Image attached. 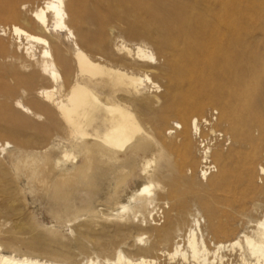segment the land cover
<instances>
[{"label":"bare ground","instance_id":"obj_1","mask_svg":"<svg viewBox=\"0 0 264 264\" xmlns=\"http://www.w3.org/2000/svg\"><path fill=\"white\" fill-rule=\"evenodd\" d=\"M185 1L85 0L104 15L95 8L85 13L83 0L0 2V18L12 20L11 25L0 22L3 36L9 31L22 45L26 42V55L34 61L22 65L16 57L0 56V197L20 200L26 207L33 197L45 201L56 222L45 226L49 238H25L0 229V264H157L162 257L168 264H264L262 189L251 192L245 213L231 208L236 218L217 234L216 201L209 198L224 177L212 178V189H204L200 198L178 173L169 152L166 135L173 137L183 129L177 121L168 128L171 119L202 114L209 101L176 102V87L163 88L153 71L182 74V88L194 99L206 92L233 94L240 89L222 73L216 79V0ZM182 4L193 12L206 8L212 13L193 18L171 10ZM132 15L128 32L153 37L157 51L120 34L118 22ZM85 23L99 29L96 37L83 29ZM52 33L56 42L50 41ZM36 45L42 49L38 59ZM7 48L2 43L0 53ZM33 66L37 71L26 74ZM41 79L51 85L37 88ZM261 87L264 90V84ZM153 93L158 94L150 97ZM140 99L145 114L152 115L150 124L143 122ZM250 99L255 102V96ZM257 100L247 108L251 121L232 120L233 100L218 105L240 147L255 142L245 135L254 124L264 131ZM211 118L191 120L198 147L206 120L215 141L216 119ZM46 140V146L29 150ZM214 145L206 143L197 153L212 161L214 151L223 175L233 155L217 153ZM255 157L247 155V169ZM259 174L264 179V166ZM166 188L175 197L172 205L166 198L160 202ZM187 190L194 193V212L186 221L188 207L179 194ZM0 214L12 211L0 207ZM81 220L73 245L55 240L63 228L73 233L72 225ZM104 223L145 232L131 234L132 247L124 242L110 252L98 239L97 247H87L86 237Z\"/></svg>","mask_w":264,"mask_h":264},{"label":"rangeland","instance_id":"obj_2","mask_svg":"<svg viewBox=\"0 0 264 264\" xmlns=\"http://www.w3.org/2000/svg\"><path fill=\"white\" fill-rule=\"evenodd\" d=\"M179 1L183 2L185 0ZM0 2H2V0H0ZM93 8H95L101 15L105 14L104 10L100 7L89 4L83 0V10H85V13ZM171 10L193 18L206 15L210 16L212 13L206 8L201 12H193L192 9L184 7L183 4L179 9L172 8ZM133 21V15L130 19L126 18L120 20L117 24L119 25L118 30L120 31V34H123L127 40L145 41L157 51L158 47L153 37H148L143 34L135 35L128 32L130 23ZM141 21H143V19ZM0 22H2L3 25H11L12 20L9 18H0ZM20 24L31 32L36 31L32 25L25 23L24 21H20ZM215 24L216 79L221 73V75L226 77L229 76V79H232V82H234L232 87H239V90L233 94H230L226 90L217 93L206 92L194 99L182 88L186 81L182 74L177 73L174 70L170 73L155 70L153 71V75L163 88H169L171 85L176 87L174 96L178 103L193 100V103L198 104L204 101H209L207 109L202 114H195V116L193 115L185 119L173 117L168 128H173L172 122L177 121L183 125V129L179 130L177 134H175L176 136L168 137L166 135V141L170 145L169 152L172 155L174 164L177 166L178 173L184 175L185 179L192 183L194 190L199 192L200 198L203 197L204 189H212V182L210 181L212 178H216L217 181V179L222 178V176L224 177L225 182L220 187L216 186V193L212 192L209 198L210 200L216 201L215 225L216 229H218V232L216 233L220 234V229L225 227L232 221V219L236 218V214L231 212V208H239V212L245 213V205L250 202L248 199L251 196V192L256 188L262 189L264 192V179H260L262 175L259 174V168L264 166V131H262L260 126L254 124L255 126L253 125L250 128V131H245V135L246 137L251 136L255 142L250 143L247 141L242 147H240L236 138L229 132L228 123L226 119L223 118L221 109L218 106L225 100H233L234 112L232 120L237 122L251 121L253 118L252 114H249L247 110L253 107L254 103L258 102L257 99H259L258 106L260 107L261 115L264 118V90H262L261 87L264 84V0H216ZM83 29L93 37H96L99 32L97 27L90 26L87 23L83 24ZM118 30L117 32H119ZM48 36L51 42H56V33H52ZM2 43L7 44L8 48L0 53L1 57H16L18 62L22 63V65L34 64L33 59H30L26 55V42H24L25 45H22L9 31L7 32V36H3V32L0 30V45ZM41 51V46L36 45V59L39 58ZM89 51L92 54L96 53V50L93 48L89 49ZM35 71H37L36 67L33 66L28 72H26V74H31ZM50 85L51 84L48 81L41 79L37 84V88ZM156 94L158 93L149 94V96L151 97ZM253 96H255V102H252L253 100L251 101L250 99V97L253 98ZM143 102L144 101L140 99L141 116L144 123L150 124L153 120L151 117L152 115L145 114V111L147 110H145ZM152 112H154V110H152ZM213 113L214 116L216 115V120L214 121L215 125L213 127L215 131L222 134V139H217L215 141L212 140L213 137L207 130L209 126L203 125L201 128L203 134L199 139V143L215 144L213 148H216L217 153H222L227 156L233 155L234 158L232 157L231 164L225 169L226 171L223 175H220L222 165L217 157L214 156L213 151L212 161L217 168V172L204 181L197 175L200 159L197 149L200 147H198V141L196 142L197 139L192 136L190 124L193 117L202 119ZM48 142L49 140H46L43 145L39 146L30 145L29 150L42 148L46 146ZM239 152H245V154L238 155ZM248 154H256V157L247 169L245 166V159ZM1 161L5 165L7 164L3 159H1ZM135 186V183L131 184V188L134 189ZM193 195L194 193L188 190L179 194L183 203L188 207V213L184 218L186 221L188 220V214L194 212V206L192 205V200L194 199ZM162 198L163 199L160 200L161 203H165L164 199L166 198L169 200L170 205H172V202L175 199L169 188H166V195ZM10 201L9 199L0 197V207L12 211V214L10 215L0 214V229L3 232H13L19 236H25V238H49L45 226L55 225L56 222L49 214L47 209L48 205L45 201L42 203L38 198L33 197L30 207L24 206L20 200L12 199ZM244 203L246 204L244 205ZM155 219H160V217L155 216ZM81 222L82 220L72 225L73 233H71L69 229L63 228L62 233L56 236L55 240L63 244L73 245L77 234L76 228ZM143 232L145 231L142 229L133 228L124 224L118 225L116 223H104L95 228L94 231L86 237L85 244L87 247L93 248L97 247L98 245H96V242H99V244L103 247H108V250L112 252L116 247L123 245L124 242L129 244L128 247H132V238H129L131 234L134 235ZM96 239L98 240L96 241ZM159 260L157 264H168L165 257H162Z\"/></svg>","mask_w":264,"mask_h":264},{"label":"built area","instance_id":"obj_3","mask_svg":"<svg viewBox=\"0 0 264 264\" xmlns=\"http://www.w3.org/2000/svg\"><path fill=\"white\" fill-rule=\"evenodd\" d=\"M212 117V118H211ZM211 118L212 120H214V118L216 119V115H208L207 116V119ZM209 121L206 120V123H203L204 125L207 124ZM207 126V125H205ZM217 139H222V134L221 133H218V132H215V140ZM202 145H206L205 144H201V146H199V150L201 152L202 150ZM200 154H199V158H200ZM216 172V166L215 164L211 161V159L209 157H203V158H200L199 159V165H198V170H197V175L199 176V178L201 180H204V178H208L209 176H211L213 173Z\"/></svg>","mask_w":264,"mask_h":264}]
</instances>
